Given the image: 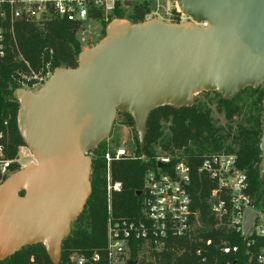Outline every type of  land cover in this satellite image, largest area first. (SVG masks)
I'll list each match as a JSON object with an SVG mask.
<instances>
[{
	"label": "water",
	"instance_id": "obj_1",
	"mask_svg": "<svg viewBox=\"0 0 264 264\" xmlns=\"http://www.w3.org/2000/svg\"><path fill=\"white\" fill-rule=\"evenodd\" d=\"M176 3L192 21L114 19L75 68H55L36 93L13 92L17 129L34 162L0 183V262L41 245L59 264L62 242L91 194L89 154L107 139L117 113L130 115L143 147L153 110L191 107L202 92L230 101L264 82V0ZM262 109L264 183V98ZM256 217L245 212V237Z\"/></svg>",
	"mask_w": 264,
	"mask_h": 264
},
{
	"label": "built area",
	"instance_id": "obj_2",
	"mask_svg": "<svg viewBox=\"0 0 264 264\" xmlns=\"http://www.w3.org/2000/svg\"><path fill=\"white\" fill-rule=\"evenodd\" d=\"M137 6L144 10V21L171 23V0H0V64L16 45L18 23L43 29L51 21L65 20L79 26L91 22L102 27L117 19V13L124 14L127 8ZM179 14L180 21L175 24L192 21ZM26 68L19 82L32 93L43 87L53 72L47 66L32 70L27 63ZM10 127L11 116L0 112V183L34 162L25 144L19 145L14 156H10L13 151ZM178 155L174 151V156L167 153L152 157L142 188L136 192L137 215L128 217L113 213L112 196L121 192L122 185L112 181L111 163L121 159L142 162L149 159L128 154L123 147L113 153L106 152L103 155L107 167L104 245L87 255L73 252L66 264H237L238 259L233 257L239 247L232 243L233 238L243 243L244 260L249 264H264V204L257 207L247 194V176L237 168L236 157L204 155L196 168L197 175L208 183L206 203L211 222L206 225L193 208L191 165ZM250 202L254 203L252 207ZM249 209L257 217L245 237L244 214ZM25 264L38 263L31 256Z\"/></svg>",
	"mask_w": 264,
	"mask_h": 264
},
{
	"label": "trees",
	"instance_id": "obj_3",
	"mask_svg": "<svg viewBox=\"0 0 264 264\" xmlns=\"http://www.w3.org/2000/svg\"><path fill=\"white\" fill-rule=\"evenodd\" d=\"M115 16L117 19L125 18L120 12ZM140 22H144V10L137 6L131 16V23ZM78 26V24L65 20L51 21L43 29L31 24L18 23L16 25V45L9 49L6 59L0 64V112L4 116H11L10 130L13 145V151L10 152L11 157L14 156L16 148L24 144L16 124L19 106L12 97L13 92L19 88L16 81H21L20 74L27 72L26 63L37 71L44 68L49 62L54 69L75 68L80 53L75 39ZM105 26L102 25V30L105 29ZM234 101L235 98L221 102L228 121L232 120L237 111ZM162 123L169 124L168 137L162 145L163 150L170 156H174L172 151L177 150L178 156L191 165L193 208L198 211L202 223L207 225L211 222L206 203L208 183L203 176L197 175L196 168L202 157L209 153H219L224 150V153L234 155L237 168L244 171L247 176V194L257 207L264 204V183H261L258 177L262 120L260 122L254 119L249 127L239 128L235 139L236 148H225L224 139L220 134L221 129H216L213 126L208 111L194 106L181 109L166 106L157 108L149 114L144 146L140 147L139 143L136 145L137 154L146 156L149 161L121 159L111 163L112 181L122 185L121 192L113 193L112 196L115 216L137 215L139 198L136 196V192L142 188L144 173L154 156L152 146L162 138ZM94 153L95 151L92 154ZM106 168L103 154L97 155L91 160V194L86 200L81 215L74 221L75 224L78 223L77 226L62 242L59 264H66L73 252L87 255L92 250L100 249L104 245L107 204ZM210 237L213 236L210 234ZM213 239L214 242L217 241L215 237ZM232 243L239 247V252L233 257L238 259L237 264H249L247 260L243 259V243L237 238H233ZM252 249L255 250L256 247ZM31 256H34L38 264H52L41 245L23 247L0 264H25Z\"/></svg>",
	"mask_w": 264,
	"mask_h": 264
},
{
	"label": "rangeland",
	"instance_id": "obj_4",
	"mask_svg": "<svg viewBox=\"0 0 264 264\" xmlns=\"http://www.w3.org/2000/svg\"><path fill=\"white\" fill-rule=\"evenodd\" d=\"M174 5H176V9L179 12L176 11ZM123 13L125 17L124 19L131 22V16L134 13V9L127 8ZM179 13L186 17V15L183 14L179 9L176 0H171V23L180 21ZM182 21H186L185 18H182ZM186 22H189V19ZM78 27L79 28L75 34V39L78 46V50L80 52L93 47L104 38V30H102V27L96 23L89 22L85 23L83 26ZM45 66H47L48 70H54L50 62ZM31 69L34 70L32 67ZM16 85L17 87H19L18 89H23L21 82L16 81ZM262 96L264 97V82L255 88H246L242 92H238L233 97L235 98L234 104L237 106V111L231 121H228L226 118L224 106L223 104H221L223 99L219 93H196L193 96L191 106L202 108L203 111H208L210 113V120L213 126L216 129H221L220 134L224 139V147H230L232 149H235V139L238 135L239 128L249 127V125L254 121V119H257L261 122L263 117V110L261 107V102L263 99ZM168 125V123H162V138L152 146L153 155L167 154V152L163 150L162 145L168 137ZM137 144L138 140L136 132L134 130V123L132 118L130 117V115L128 116V114L117 113L113 121L112 129L107 139L97 145V147L93 150V152L95 151V153L92 154L93 152H91L89 154V158L91 161L97 155H104L106 152L113 153L118 147L125 148L126 153L128 154L138 155L136 150ZM172 152L174 154V151ZM175 152L177 155L179 154L177 150ZM209 154L227 155L228 153H224L223 150L219 153ZM77 224L78 223L75 224L74 222L71 223L70 233L77 226Z\"/></svg>",
	"mask_w": 264,
	"mask_h": 264
}]
</instances>
